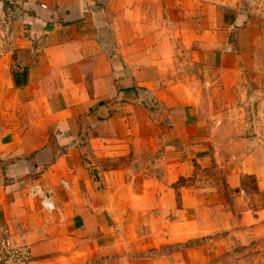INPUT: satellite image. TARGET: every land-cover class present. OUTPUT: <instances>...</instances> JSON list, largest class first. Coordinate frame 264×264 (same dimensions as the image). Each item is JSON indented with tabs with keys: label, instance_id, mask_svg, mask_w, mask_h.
Wrapping results in <instances>:
<instances>
[{
	"label": "crops",
	"instance_id": "crops-1",
	"mask_svg": "<svg viewBox=\"0 0 264 264\" xmlns=\"http://www.w3.org/2000/svg\"><path fill=\"white\" fill-rule=\"evenodd\" d=\"M0 234L31 264H264V0L0 7Z\"/></svg>",
	"mask_w": 264,
	"mask_h": 264
},
{
	"label": "built area",
	"instance_id": "built-area-1",
	"mask_svg": "<svg viewBox=\"0 0 264 264\" xmlns=\"http://www.w3.org/2000/svg\"><path fill=\"white\" fill-rule=\"evenodd\" d=\"M27 0H0L1 8L13 11L23 5ZM50 206V203H46ZM33 261L32 251L29 246L15 244L6 236L0 234V264H31Z\"/></svg>",
	"mask_w": 264,
	"mask_h": 264
},
{
	"label": "rangeland",
	"instance_id": "rangeland-1",
	"mask_svg": "<svg viewBox=\"0 0 264 264\" xmlns=\"http://www.w3.org/2000/svg\"><path fill=\"white\" fill-rule=\"evenodd\" d=\"M195 84H196V83H195ZM196 85H197V84H196ZM196 85H195V87H196ZM198 86H200V89H201V87H202L201 84H200V85L198 84ZM248 116H249V115H248ZM250 116H251V115H250ZM239 120H240V119H239ZM230 133H231V132H230ZM233 248H234V249H239L238 247H235V246H234Z\"/></svg>",
	"mask_w": 264,
	"mask_h": 264
}]
</instances>
